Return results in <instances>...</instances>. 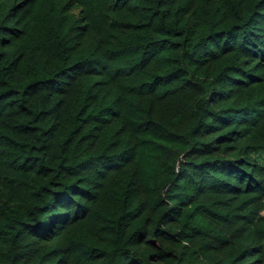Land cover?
I'll return each mask as SVG.
<instances>
[{"label": "trees", "instance_id": "trees-1", "mask_svg": "<svg viewBox=\"0 0 264 264\" xmlns=\"http://www.w3.org/2000/svg\"><path fill=\"white\" fill-rule=\"evenodd\" d=\"M264 0H0V264H264Z\"/></svg>", "mask_w": 264, "mask_h": 264}, {"label": "clouds", "instance_id": "clouds-1", "mask_svg": "<svg viewBox=\"0 0 264 264\" xmlns=\"http://www.w3.org/2000/svg\"><path fill=\"white\" fill-rule=\"evenodd\" d=\"M264 213V212H263Z\"/></svg>", "mask_w": 264, "mask_h": 264}]
</instances>
